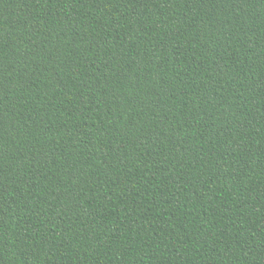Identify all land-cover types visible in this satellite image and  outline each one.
<instances>
[{
  "label": "trees",
  "instance_id": "trees-1",
  "mask_svg": "<svg viewBox=\"0 0 264 264\" xmlns=\"http://www.w3.org/2000/svg\"><path fill=\"white\" fill-rule=\"evenodd\" d=\"M0 264H264V0H0Z\"/></svg>",
  "mask_w": 264,
  "mask_h": 264
}]
</instances>
